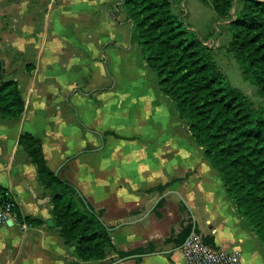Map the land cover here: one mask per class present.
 I'll return each instance as SVG.
<instances>
[{
	"label": "crops",
	"instance_id": "crops-1",
	"mask_svg": "<svg viewBox=\"0 0 264 264\" xmlns=\"http://www.w3.org/2000/svg\"><path fill=\"white\" fill-rule=\"evenodd\" d=\"M119 2L0 0L4 80L18 82L25 100L20 120L0 118V190L11 193L21 216L1 230L0 264H114L119 252L139 249L120 264H185L179 235L187 226L240 251L242 264H264L262 243L174 104L161 88L157 96L130 95L129 84L136 86L124 60L134 49L133 24L130 42L111 18ZM23 133L36 137L52 171L103 212L113 244L104 261L83 262L60 236L50 193L20 147Z\"/></svg>",
	"mask_w": 264,
	"mask_h": 264
},
{
	"label": "trees",
	"instance_id": "trees-1",
	"mask_svg": "<svg viewBox=\"0 0 264 264\" xmlns=\"http://www.w3.org/2000/svg\"><path fill=\"white\" fill-rule=\"evenodd\" d=\"M217 16L231 20L229 52L243 76L256 86L264 101V1L203 0ZM243 2L241 9L237 8ZM148 68L157 74L162 92L188 126L204 159L220 176L238 214L248 223L264 250V106L233 86L212 56L211 49L176 16L169 0H126ZM235 11V13H234ZM0 56V118L20 120L25 100L16 81H5ZM20 147L35 165L39 181L49 191L52 215L60 236L83 262H101L112 253L110 229L78 188L52 171L36 137L23 133ZM167 186L156 190L164 191ZM19 219L21 216L18 212ZM26 222L40 221L26 218ZM195 231L187 226L179 235L183 245ZM207 244H214L206 237ZM143 249L119 252L124 259Z\"/></svg>",
	"mask_w": 264,
	"mask_h": 264
},
{
	"label": "rangeland",
	"instance_id": "rangeland-1",
	"mask_svg": "<svg viewBox=\"0 0 264 264\" xmlns=\"http://www.w3.org/2000/svg\"><path fill=\"white\" fill-rule=\"evenodd\" d=\"M126 0H120L117 7H113L111 18L115 26H118V31L122 32L125 37H130L133 21L128 18ZM173 13L184 22L187 29L197 34L202 40H215L219 43L217 48L211 49L212 56L219 67L226 74L230 83L241 89L254 102L255 108L260 109L264 106V101L257 93L256 86L249 79H246L240 69L239 62L234 55L229 52V46L233 38V33L228 22L219 18L213 9L212 4H204L202 0H169ZM241 3V2H240ZM128 18V24L122 20ZM122 22V23H121ZM133 50L129 51L124 62L132 66L126 73L128 80L135 83V88L131 90V84L128 86V91L134 96L140 97L147 91H154L157 96L160 92L159 79L156 73L143 68L142 63L145 56L142 53L138 42H133ZM129 59V60H128ZM134 66H138L135 69ZM141 102H144L140 99ZM141 104L136 105L135 109L140 108ZM173 113L176 111L173 108ZM171 150V149H170ZM172 155L171 151H169Z\"/></svg>",
	"mask_w": 264,
	"mask_h": 264
},
{
	"label": "built area",
	"instance_id": "built-area-1",
	"mask_svg": "<svg viewBox=\"0 0 264 264\" xmlns=\"http://www.w3.org/2000/svg\"><path fill=\"white\" fill-rule=\"evenodd\" d=\"M17 209L18 204L11 193L0 190V233L10 221H19ZM205 238L204 235L195 234L186 241L183 246L185 264H242L240 251L209 245Z\"/></svg>",
	"mask_w": 264,
	"mask_h": 264
},
{
	"label": "water",
	"instance_id": "water-1",
	"mask_svg": "<svg viewBox=\"0 0 264 264\" xmlns=\"http://www.w3.org/2000/svg\"><path fill=\"white\" fill-rule=\"evenodd\" d=\"M48 202H50V199H48ZM49 224L51 225V226H53L54 225V222L53 221H50L49 222ZM196 233H195V231L193 232V234L191 235V236H193V235H195ZM190 236V237H191ZM127 258H124V259H120V260H118L117 262H115L114 264H120V263H122V262H124L125 260H126Z\"/></svg>",
	"mask_w": 264,
	"mask_h": 264
}]
</instances>
